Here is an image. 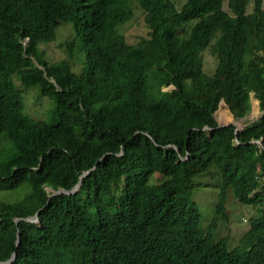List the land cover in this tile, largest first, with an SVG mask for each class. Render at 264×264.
Returning a JSON list of instances; mask_svg holds the SVG:
<instances>
[{"label": "trees", "instance_id": "obj_1", "mask_svg": "<svg viewBox=\"0 0 264 264\" xmlns=\"http://www.w3.org/2000/svg\"><path fill=\"white\" fill-rule=\"evenodd\" d=\"M129 3L0 0V191H28L0 202V262L15 253L12 264H264L262 0H186L179 9L138 0L149 31L133 44L118 31L132 18ZM59 25L74 38L68 58L48 63L38 45ZM76 44L85 58L78 74ZM208 48L211 75L202 68ZM34 87L54 103L50 123L23 112ZM251 95L259 120L237 136L234 126L218 128L219 103L244 117ZM92 167L75 195L45 207L48 189L71 190ZM210 167L220 188L204 231L191 197ZM227 190L258 214L232 249L214 237ZM40 209L45 240L37 226L14 223Z\"/></svg>", "mask_w": 264, "mask_h": 264}, {"label": "rangeland", "instance_id": "obj_2", "mask_svg": "<svg viewBox=\"0 0 264 264\" xmlns=\"http://www.w3.org/2000/svg\"><path fill=\"white\" fill-rule=\"evenodd\" d=\"M171 1L178 9L186 2V0ZM129 6L132 11V18L124 25L119 26L118 31L125 37L128 43L133 44L138 42L141 38H146L149 30L144 23V12L140 8L138 0H130ZM224 9L228 11L226 2L224 4ZM262 9L264 10V0H262ZM251 10L252 4L249 2L246 11L249 13ZM73 38L74 35L70 26L59 25L55 31V39L47 44H39L38 48L43 52L44 59L48 63L57 62L68 58V53L64 44L73 40ZM79 49V45L76 44L71 60V70L76 74L81 71L85 62L84 54L80 52ZM201 58L203 72L207 75H211L215 68V58L211 55L209 48L203 51ZM170 89L171 87L165 90ZM22 102L23 112L31 119L46 123L51 122V113L54 109V103L49 98L41 96L37 87L24 91ZM250 105V111L242 117L241 120H237L235 119L236 116L232 115L226 109L224 103L220 102L214 115L215 120L220 125L231 121H238L242 128L248 127L257 122L262 113L259 109L258 101L253 98V95L250 96ZM154 176L156 175H153L152 179ZM157 180L156 177L155 181ZM195 183L197 187L192 193L191 202L196 205L200 212L201 229L206 231L209 228V224L216 216L215 207L220 188L219 174L213 167H210L207 173L196 177ZM27 192V187H21L11 192L0 191V202L15 203ZM257 216V209L241 205L234 198L232 191L227 190L224 213L217 218L216 231H214L215 239L226 237L229 242L228 249L238 246L240 238L249 228V222ZM37 229L39 230V239L45 240L50 236L46 227L41 230L37 225Z\"/></svg>", "mask_w": 264, "mask_h": 264}, {"label": "water", "instance_id": "obj_3", "mask_svg": "<svg viewBox=\"0 0 264 264\" xmlns=\"http://www.w3.org/2000/svg\"><path fill=\"white\" fill-rule=\"evenodd\" d=\"M215 113H214V115H215ZM241 118H242L241 115H237L235 119L241 120ZM214 119H215V117H214ZM227 126H234L233 134L235 136H237L239 132H242L244 130V128H242V126L240 124H238L237 122H233V121L227 122V123L222 124V125L218 124V128H223V127H227ZM207 129L208 128H204V130H207ZM253 143H257L260 147H262L261 141H254ZM175 149L177 150L176 147H175ZM121 155H122V152L118 156H121ZM96 163H98V162H96ZM94 168L95 167H92L90 170L84 171L83 173H81L76 185L71 190H64L61 188H57L54 190L48 189L49 196H48V200H47L45 207L49 205V201L51 198L62 196V195H65V196L75 195L79 191L83 179L88 174H90L94 170ZM40 211H41V209L38 210L34 215L28 216L26 218H15L14 219L15 225L17 226L19 222H28V223H31L35 226H37L38 223L41 224V222H39V219H38ZM18 243H19V234L17 233V235H16V246L18 245ZM14 260H15V253H12L9 259H7L6 261H1L0 264H12V262Z\"/></svg>", "mask_w": 264, "mask_h": 264}, {"label": "bare ground", "instance_id": "obj_4", "mask_svg": "<svg viewBox=\"0 0 264 264\" xmlns=\"http://www.w3.org/2000/svg\"><path fill=\"white\" fill-rule=\"evenodd\" d=\"M237 123H238V121H237ZM238 124H240V123H238ZM241 125V124H240ZM37 224V223H36ZM39 224V223H38Z\"/></svg>", "mask_w": 264, "mask_h": 264}]
</instances>
